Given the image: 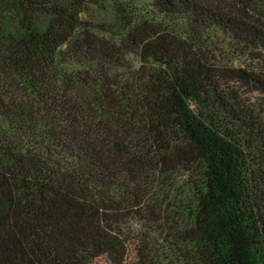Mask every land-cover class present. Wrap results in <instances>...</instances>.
Segmentation results:
<instances>
[{
    "label": "trees",
    "instance_id": "obj_1",
    "mask_svg": "<svg viewBox=\"0 0 264 264\" xmlns=\"http://www.w3.org/2000/svg\"><path fill=\"white\" fill-rule=\"evenodd\" d=\"M0 264H264V0H0Z\"/></svg>",
    "mask_w": 264,
    "mask_h": 264
},
{
    "label": "rangeland",
    "instance_id": "obj_2",
    "mask_svg": "<svg viewBox=\"0 0 264 264\" xmlns=\"http://www.w3.org/2000/svg\"><path fill=\"white\" fill-rule=\"evenodd\" d=\"M139 1H141V0H139Z\"/></svg>",
    "mask_w": 264,
    "mask_h": 264
}]
</instances>
